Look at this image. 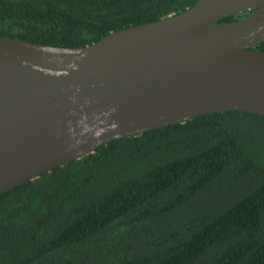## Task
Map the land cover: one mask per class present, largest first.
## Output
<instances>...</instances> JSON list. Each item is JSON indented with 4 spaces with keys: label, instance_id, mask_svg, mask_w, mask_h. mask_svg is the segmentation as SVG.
Listing matches in <instances>:
<instances>
[{
    "label": "trees",
    "instance_id": "1",
    "mask_svg": "<svg viewBox=\"0 0 264 264\" xmlns=\"http://www.w3.org/2000/svg\"><path fill=\"white\" fill-rule=\"evenodd\" d=\"M198 1L0 0V37L84 47ZM0 264H264V116L118 139L0 195Z\"/></svg>",
    "mask_w": 264,
    "mask_h": 264
},
{
    "label": "water",
    "instance_id": "2",
    "mask_svg": "<svg viewBox=\"0 0 264 264\" xmlns=\"http://www.w3.org/2000/svg\"><path fill=\"white\" fill-rule=\"evenodd\" d=\"M245 10L256 12L218 23ZM263 41L264 0H199L84 47L0 37V195L118 139L264 116Z\"/></svg>",
    "mask_w": 264,
    "mask_h": 264
}]
</instances>
